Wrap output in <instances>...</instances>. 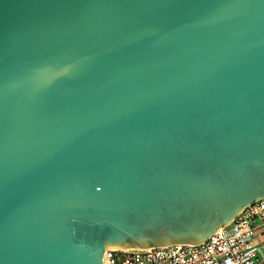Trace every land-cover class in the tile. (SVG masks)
Returning <instances> with one entry per match:
<instances>
[{"label":"water","instance_id":"1","mask_svg":"<svg viewBox=\"0 0 264 264\" xmlns=\"http://www.w3.org/2000/svg\"><path fill=\"white\" fill-rule=\"evenodd\" d=\"M264 199V0H0V264L199 244Z\"/></svg>","mask_w":264,"mask_h":264},{"label":"built area","instance_id":"2","mask_svg":"<svg viewBox=\"0 0 264 264\" xmlns=\"http://www.w3.org/2000/svg\"><path fill=\"white\" fill-rule=\"evenodd\" d=\"M104 264H264V199L202 243L111 249Z\"/></svg>","mask_w":264,"mask_h":264},{"label":"bare ground","instance_id":"3","mask_svg":"<svg viewBox=\"0 0 264 264\" xmlns=\"http://www.w3.org/2000/svg\"><path fill=\"white\" fill-rule=\"evenodd\" d=\"M115 249H117V248H115Z\"/></svg>","mask_w":264,"mask_h":264}]
</instances>
